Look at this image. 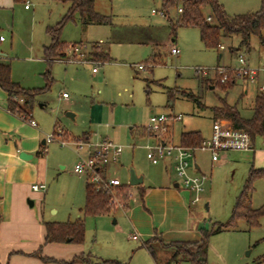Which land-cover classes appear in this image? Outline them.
Masks as SVG:
<instances>
[{
    "label": "rangeland",
    "instance_id": "obj_1",
    "mask_svg": "<svg viewBox=\"0 0 264 264\" xmlns=\"http://www.w3.org/2000/svg\"><path fill=\"white\" fill-rule=\"evenodd\" d=\"M219 1L229 17L256 13L261 8V0ZM96 3L97 12L112 17V28L94 26L85 30L76 16L64 25L60 38L68 45H85L87 55L95 62H100L96 53H106L105 44L98 42L110 43L114 61L99 65L58 61L71 57L72 46L66 50L65 57L57 61L50 62L44 56V46L52 42L47 30L66 16L69 2L23 0L13 2L7 12L0 11V38L5 40L0 42V51L13 62L12 78L25 89L44 88L31 110L33 120L50 132L45 140L54 131L57 133L55 139L46 144L52 162L46 212L52 222L76 221L82 217L79 210L86 203L87 178L78 176L74 169L80 158L88 155V146L75 145L76 140L69 142L62 136L64 133L78 137L87 132L92 144L106 139L121 146L119 161L110 162L109 167L110 174L116 173L124 183L129 181L131 169L143 177L145 186L160 184L164 176L179 183L181 178L176 173L174 158L166 157L159 164H153L148 158L147 147H155L159 140L143 134L142 129L151 123L152 117L181 115L182 120L175 121L171 128L170 142L178 144L181 133L188 131H200L207 139L214 123L212 109L222 104L221 99L237 106L244 118H251L258 87L241 80L226 92L221 86L217 87L221 75L216 68L233 64L225 68L231 71L238 66L240 53L251 58L252 64L264 65V44L257 37L252 38L249 50L239 48L241 40L237 36L223 40L225 50H210L201 42L198 28L180 27L174 32L161 14L162 0H96ZM27 4L30 9H26ZM169 14L174 22L179 15L175 8ZM209 14L205 11L206 16ZM130 31L134 34L131 41L141 40L140 43L117 40L120 36H129ZM81 41L83 43H79ZM173 47L181 54H171ZM157 52L162 55L152 68ZM221 53L225 55L222 60L219 59ZM140 65L144 69H139ZM94 67L97 73L93 72ZM203 71L208 72V76H204ZM64 93L67 98L63 97ZM185 93L195 96L200 105L185 97ZM15 100L23 102L21 97ZM62 141L68 144L62 145ZM254 146L253 152H223L217 163L212 161L209 152L196 151L201 171L191 172L206 180L200 201L194 207V217H198L202 228L209 233L231 221L251 169L264 168V138L258 137ZM255 181L252 206L258 209L264 207V178ZM78 185L80 198L76 195ZM138 203L136 197L130 200V207ZM126 213L127 210L118 207L111 216L85 219L84 248L95 258L94 264L100 257L123 264H156L150 252L140 248L142 241L130 239L136 233ZM209 241V264H264V216L257 228H249L240 220L236 228L211 235Z\"/></svg>",
    "mask_w": 264,
    "mask_h": 264
},
{
    "label": "crops",
    "instance_id": "obj_2",
    "mask_svg": "<svg viewBox=\"0 0 264 264\" xmlns=\"http://www.w3.org/2000/svg\"><path fill=\"white\" fill-rule=\"evenodd\" d=\"M14 1L0 0V11L7 12L13 7ZM219 3L222 4L220 1ZM161 14L171 24L172 19L169 12L166 14L161 10ZM94 26L98 25L88 26L85 30ZM112 26H114V23L100 27L112 28ZM113 34L114 31L111 32V37H113ZM144 37L147 39L146 36ZM132 39H134L133 31H130L129 36L117 38L120 43L129 42ZM140 41L135 42L133 40L131 43H140ZM102 44H105L104 50L111 57L110 43L102 42ZM223 47L219 50L226 49L224 44ZM161 55V52L155 53L157 58ZM240 55L242 54L240 53L238 58ZM224 56L221 53L219 59L222 60ZM246 58L248 64L252 67L263 66L262 63L254 65L251 62V58L249 59L247 56ZM112 61L114 59L111 57ZM0 62L9 63L12 69L13 62H11L10 58L2 56V58L0 57ZM232 65H224L222 68H229ZM154 67L152 65V68ZM239 81L241 80H238L235 86ZM263 81L264 75H261L256 82L251 83L258 87L257 95L262 93L260 88H262ZM245 84L249 85L248 82H245ZM247 93L248 89L245 88V94ZM29 118L33 119V115ZM154 118H151V122ZM174 122L171 123V128H173ZM130 130L132 131V128ZM49 133L44 126L37 123V126L34 127L23 116L12 113L9 109V94L0 86V264H89L93 263L95 259L91 256V253L86 252L85 243L73 244L70 241L67 243H46L45 224L52 222V218L46 212L48 181L52 177V162L47 152V142L45 140ZM62 136L69 139V142L71 141L72 143L75 142L73 140L86 138V142H77L81 144L76 143L75 145L88 146V155L93 152L94 144L91 143L90 133L85 132L78 137L64 133ZM103 141L107 140L104 139ZM175 145H179V143ZM22 154L26 157L22 158ZM167 167H165L166 172ZM61 168L64 167L61 166ZM191 170L197 173L201 171L196 154L191 160L190 173L197 175L192 173ZM108 175L109 178H118L116 173L110 174L109 165ZM36 184L46 185V190L34 191L32 187ZM127 184H129V181ZM141 186V189L138 186H135V188L131 186L129 189L131 200L138 197L139 203L133 208H129L127 210L128 213H126L131 223L132 231L139 235V240L134 239L136 242L142 241L144 245L145 242L153 238H158L164 243L166 242V244L196 243L202 240V223L198 220V217H194L196 204L191 203L194 194L183 189L181 181L179 183L172 182L168 176H164L160 184L145 186L143 181ZM85 187L86 184L84 185V190ZM141 190L144 192L142 196L140 194ZM80 193L81 187L78 185L76 195L79 194V198ZM81 211L82 208L79 210L80 215ZM115 222L116 224L119 223ZM134 240L132 239V241ZM81 255H90L89 261H82L79 258ZM112 261L100 257V261L97 259L95 264H112ZM121 263L123 264V262Z\"/></svg>",
    "mask_w": 264,
    "mask_h": 264
},
{
    "label": "trees",
    "instance_id": "obj_3",
    "mask_svg": "<svg viewBox=\"0 0 264 264\" xmlns=\"http://www.w3.org/2000/svg\"><path fill=\"white\" fill-rule=\"evenodd\" d=\"M23 0H15V3ZM69 2L70 6L66 16L54 27L48 28V34L52 37L50 45L45 46L44 56L48 61H56L58 58L65 57V52L68 47L76 44L68 45L60 38L64 25L76 19L83 28L91 25H112L111 16L103 15L96 10V0H64ZM182 8V13L178 15L177 20H171L170 28L176 32L180 27H194L200 31L201 42L206 49L219 50L223 46V40L237 36L240 38L239 48H251L253 37L260 39L264 44V0H261V8L258 12L252 14H240L229 17L225 8L218 0H162V11L170 12L171 9ZM205 11H209L208 16ZM208 18L212 20L209 21ZM100 61L104 63L111 62V57L107 53L95 54ZM153 67L157 65V56L152 60ZM222 77V75H221ZM12 78L11 65L6 62H0V86L9 94V109L12 113L29 118L32 115L36 97L44 93V88L25 89L20 83ZM209 80L206 79V82ZM238 81L235 71L230 69L227 71V81L221 83V86L226 92L233 88ZM185 97L194 100L200 105L195 96L184 94ZM22 98L23 102L15 100ZM222 104L214 107L213 120L224 119L231 123L236 129L246 131L253 143L258 137L264 138V92L258 94L253 101V115L251 118H244L237 106L230 105L225 99H221ZM171 126L164 134L153 133L147 128L142 129L143 134H148L156 137L159 141L170 142L172 135ZM54 135L57 133L54 131ZM204 138L199 131L183 132L180 137L179 145L185 148H199ZM77 142H86V138H80ZM104 180H107L108 166L105 165L98 170ZM264 178V168H252L249 177L245 183L244 190L236 201L233 209L231 221L218 229L209 233L202 230L203 238L196 243H170L166 244L158 238H153L144 243V247L150 252L157 264H180L181 262H190L191 264H209V238L211 235L218 234L228 228H236L237 222L243 220L249 228H257L260 226V220L264 216V207L255 209L252 206V192L255 180ZM131 186L127 183H122L120 186L105 190L98 189L94 184L86 182L85 198L86 203L82 209V217L76 221H68L63 223L50 222L46 223V243H67L70 241L73 244H84L86 236L85 219L87 217L101 218L113 215L118 207L128 210L130 207L131 196L129 189ZM139 189L142 186H138ZM143 191H140L141 196ZM82 261H89L90 255L79 257ZM112 264H122L118 261H112Z\"/></svg>",
    "mask_w": 264,
    "mask_h": 264
},
{
    "label": "built area",
    "instance_id": "obj_4",
    "mask_svg": "<svg viewBox=\"0 0 264 264\" xmlns=\"http://www.w3.org/2000/svg\"><path fill=\"white\" fill-rule=\"evenodd\" d=\"M29 4L26 5V9H29ZM178 13H182V8H178ZM211 21V18H208ZM4 39L1 37L0 41ZM102 44V42H100ZM221 48H224L223 46ZM70 58H62L58 61L77 62V63H91L99 65L100 62L93 61L87 55V47L85 45H74L71 47ZM173 55H178L179 50L176 47L171 49ZM139 69H144V66H138ZM217 72L222 75L221 82L227 81V69L218 67ZM235 71L237 79L246 82L254 83L261 75H264V65L260 67H252L248 64V60L245 56L240 55L238 59V66L232 69ZM201 71V70H200ZM94 73L98 72V69L94 67ZM204 76H208V72H202ZM261 91L264 92V81L261 85ZM64 98H67V94H63ZM28 123L34 127L37 123L31 119L26 118ZM182 116H167L159 115L155 117L153 121L146 127L153 133H166L169 126L174 121L181 120ZM212 134L209 138L204 139L199 148H185L180 145H175L173 142L159 141L155 147H147L148 158L153 161V164H158L166 157H172L175 160V169L179 178H181V184L183 189L195 194L191 203L197 204L200 201V193L203 191L205 177L193 175L190 173L191 160L193 159L196 151L209 152L212 156L213 162H219L220 154L223 152L243 151L253 152L255 150L254 143L250 135L241 129L234 128L231 123L224 119H218L213 123ZM55 139V135H51L47 138L46 142H52ZM62 145H67V141H62ZM81 144V143H77ZM122 154V147L114 144L110 141H103L93 145V152L86 157H81L80 161L75 165L74 172L78 175L85 176L89 183L94 184L98 189L104 188L105 190H111V188L120 186L122 181L119 178H108L104 180L98 170L105 165H109L110 162L116 163ZM34 191H45L46 185L36 184L33 185ZM131 196V194H130ZM131 239L139 240V236L134 234Z\"/></svg>",
    "mask_w": 264,
    "mask_h": 264
},
{
    "label": "water",
    "instance_id": "obj_5",
    "mask_svg": "<svg viewBox=\"0 0 264 264\" xmlns=\"http://www.w3.org/2000/svg\"><path fill=\"white\" fill-rule=\"evenodd\" d=\"M3 57H6V54L3 53L2 51H0V57L2 58ZM211 88H215V86H211ZM69 117L71 118H74V115L72 114H69L68 115ZM22 158H25L26 156L24 154L21 155ZM129 185L132 186V187H135V186H140L141 184H143V177H139L137 176V173L134 169H131L129 171Z\"/></svg>",
    "mask_w": 264,
    "mask_h": 264
}]
</instances>
